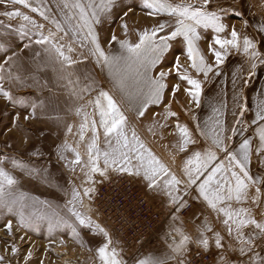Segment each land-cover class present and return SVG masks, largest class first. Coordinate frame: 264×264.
<instances>
[{
  "label": "snow or ice",
  "instance_id": "snow-or-ice-1",
  "mask_svg": "<svg viewBox=\"0 0 264 264\" xmlns=\"http://www.w3.org/2000/svg\"><path fill=\"white\" fill-rule=\"evenodd\" d=\"M142 2L143 7L148 10L146 12L148 16L166 14L169 17H175L174 29L170 30L167 35L157 37V33L163 32L167 26L166 23L161 22L151 31L142 32L138 37V42L134 44L125 40H117L116 36H112L108 43L119 44L117 51H105L95 27L101 23L105 14L111 12L115 6V0H99V2L97 0H60L57 7L61 12L67 10L64 15V24L67 27H64L60 21L51 20L56 32L49 31L47 35L43 34V24H37L31 16L18 9L6 11L0 15H4L9 20L19 18L24 23L19 28H13L11 24L0 25V27L6 29L4 34L15 33L19 40H29L30 43L23 44L25 49L30 48L32 43L39 45L43 52H37L36 56L43 55L47 62L59 66L58 79L66 80L68 85H72L71 94L78 99L95 89V81L89 76L81 79L82 74L76 73L75 68L83 60H73L71 56L66 55L65 45L59 41L68 37L72 43L78 42L80 49L87 47L100 68L110 73L114 87L122 99L141 117L145 115V110L150 105L159 104L164 95L166 88L164 81L168 73L160 71L153 76L152 69L168 51L170 42L178 37H182L186 45L187 59L191 62V68L197 74L203 73L205 78L212 72H215L217 77L223 74L220 71V65L224 63L226 54L233 49L237 53L242 50L250 65L248 78L242 81V88H247L252 77L256 75L257 69L264 66V51L258 50L253 39L248 36H244L241 40L235 28L231 31L230 39H222L219 35H215L212 43L208 44V50L215 58V67L205 61L196 47V41L201 39L198 29H212L216 34L224 32L221 17L216 12L208 10L209 0H203L201 6H194L191 3H172L171 0H142ZM0 3L19 4L45 20L49 19L47 15L49 9L42 4L33 6L31 0H0ZM236 14L239 15V13ZM122 27L127 28L126 25ZM260 31L264 32V27H261ZM57 33H63V35L58 36ZM34 35H38L39 38L34 39ZM215 46H218L219 50H216ZM67 52H73L71 45L67 46ZM17 59L18 54L11 46L0 43V60L3 61L0 63V96L13 107L23 110L30 108L31 112L24 116V119L28 120L35 118L37 109L43 110L45 105L43 101L14 96L11 91L3 88L5 79L10 83L15 82L18 87L24 86L25 82L12 73ZM173 67L179 70V57H176ZM179 79L186 81L189 85L184 89L190 98L189 103L194 104L196 108H202L203 89L200 80L187 75H181ZM81 83L84 84L83 88H79ZM233 83L235 84V79ZM77 88L79 91H76ZM179 88V84L173 85L172 93L175 94ZM242 88H236L233 93L232 103L235 109L232 112V118L234 123L222 122L221 117L228 109V102L223 97H218L216 104L212 106V127L209 128L207 121L203 122V126L198 122L194 130L198 133L196 138L193 137V131H190L187 125L176 124L179 132V151L191 152L180 170L179 177L176 172H173L151 153L134 130L129 136L127 117L118 102L107 91H99L93 101L99 113V124L97 125L95 120L89 124L85 118L80 125L81 141L85 139L86 128L90 129L92 136V142L87 146V161H82L81 154L67 144L64 147L66 150L74 151L75 159L71 161V164L79 165L82 171L86 170L85 175L88 177L89 184L96 183L92 179L94 174L109 179L110 171L121 178L125 174L139 178L149 191L158 193L167 199L172 208L170 215L173 221L177 219L176 213L186 206V198L189 196L188 189L196 186L194 190L198 193V198L202 199L213 211L223 215V225L227 230V235L238 245L237 247L229 245V250L237 253L236 260L233 261L229 256L222 255L220 264H264V221H257L245 207H233V203L240 205L249 200L253 204L264 203V172L253 173L250 168L254 154L257 158L264 157V91H261L260 99L255 104L250 122L245 124L244 118L250 109L245 102ZM76 111L79 113L80 109ZM170 115L175 116L176 114L170 113ZM18 120L19 113L16 116V121ZM98 127L103 129L107 142V149L104 151H101L96 143ZM250 130L253 135L246 136L245 133ZM68 131H72L70 125ZM237 135L241 139L238 143H234V137ZM199 136L209 137L211 143L208 148L192 151L189 145L196 147ZM218 153L222 154V158L217 155ZM60 158L64 159L63 155ZM101 159H103V167L100 166ZM11 163L14 167L27 171L29 174L40 175V172L34 168H24L23 163L16 159H13ZM4 164L5 161L0 160V209L14 213L21 228L38 227L40 221L47 220L50 233L55 229H68L74 236H79L77 228L92 229L94 233L102 234L106 240L96 250L100 264H125L115 247H111L112 241L108 232L95 225L90 217L77 210V205L79 207L85 205L81 193L75 187L72 189L71 198L64 206L66 215L55 210L51 211L50 215L42 214L37 205L49 210L53 209V205L47 201L32 200L27 196L17 195L16 180L5 170ZM181 188L184 189L183 193ZM250 189H254V192H250ZM93 192L95 188L88 187L84 189L82 195L91 198ZM65 195L68 193L65 192ZM5 228L10 233L12 222L9 221ZM207 232H212V228L205 223L195 241L197 246L205 251L210 247ZM173 233H176L180 239L178 243L173 239L169 245L168 254L148 255L137 260L136 264H169L172 259H176L177 264H188L186 259L180 257L187 252L192 240L179 228L173 229L168 235L171 236ZM212 239L217 249H223V237L220 233H214ZM12 252L15 253L16 248H12Z\"/></svg>",
  "mask_w": 264,
  "mask_h": 264
},
{
  "label": "rangeland",
  "instance_id": "rangeland-1",
  "mask_svg": "<svg viewBox=\"0 0 264 264\" xmlns=\"http://www.w3.org/2000/svg\"><path fill=\"white\" fill-rule=\"evenodd\" d=\"M171 2L191 3L194 6L203 4V0H171ZM31 3L33 6L42 4L49 9L47 12L49 19L45 20L22 5L13 3L7 5L0 3V14L18 9L31 16L37 24H43L44 35H47L49 31L56 32L51 20L60 21L64 27H67L64 24V15L67 10L61 12L57 7L60 0H31ZM208 10L216 12L221 17L224 32L216 34L212 29H198L201 39L196 41V47L207 63L215 67V58L208 50V44L212 43L213 36L219 35L222 39H230L233 28L241 40L244 36H248L253 39L258 50L264 51V32L260 31L261 27H264V0H209ZM147 11L143 7L142 0H115V6L111 12L105 14L101 23L95 26L105 51L119 49V44L108 43L112 36H116L117 40L134 44L138 42L142 32L151 31L161 22L166 23L167 26L163 32L157 33V37L167 35L174 29L175 17H169L166 14L148 16ZM22 23L24 22L19 18L9 20L4 15H0V25L11 24L13 28H19ZM122 25H126L127 28L125 29ZM5 32L6 29L0 27V43L11 46L18 54L12 73L18 75L25 83L24 86L18 87L15 82L10 83L5 79L3 88L11 91L14 96L43 101L45 105L43 110L37 109L35 118L25 120L24 116L31 112L30 108L23 110L13 107L0 96V160L5 161V170L16 180V194L27 196L32 200L47 201L53 205L52 210L37 205L42 214L50 215L51 211L55 210L66 215L64 206L71 198L72 189L75 187L81 193L85 205L84 207L77 205V210L108 232L112 241L111 247H115L120 254L121 250H124L123 246L92 217L90 202L95 192L91 193V198L82 195L84 189L88 187H94L96 191L105 179L94 174L92 179L96 183L89 184L88 177L85 175L86 170L82 171L79 165L71 164V161L75 159L74 151L66 150L64 147L67 144L81 154L82 161H87V146L92 142V136L90 129L86 128L85 139L81 141L80 125L85 118L89 124L93 120L97 122V125L99 124V113L93 104L97 94L103 90L114 97L127 117L129 136L134 130L146 147L158 151L159 160L162 163L168 165L172 161H178L177 155H180L181 162L185 160V157L178 151L179 132L176 124L187 125L190 131H193V137L196 138L198 133L194 130L198 122L202 126L206 119H208V125L213 123L211 122L212 106L216 104L218 97L227 100L228 109L224 114L227 118L233 119L232 112L235 109L232 103L233 93L236 88H242V81L248 78L250 65L247 58L242 50L240 53L234 49L230 50L225 56L224 63L220 65V71L223 74L217 77L215 72H212L205 78L203 73L197 74L191 68V62L187 59L186 45L183 43V38L178 37L170 42L168 51L152 69L153 76L160 71L168 73L164 81L166 84L164 95L159 104L150 105L145 110V115L141 117L122 99L114 87L110 73L100 68L87 47L80 49L78 42L72 43L68 37L59 41L65 45L66 55L71 56L73 60H83L75 68L76 73L82 74L81 79L89 76L95 81V89L78 99L71 94L73 86L68 85L66 80L58 79L59 66L47 62L43 55L36 56L37 52H43L39 45L32 43L30 48L25 49L23 44L30 43L29 40L21 41L15 33L4 34ZM57 35L61 36L63 33H57ZM35 38H39L38 35H34ZM69 45L73 48L71 53L67 52ZM215 49L219 50V47L215 46ZM176 57H179L180 61L179 70L173 67ZM0 63L3 61L0 60ZM181 75L200 80L203 89L202 108H196L194 104L189 103L190 98L184 92L189 85L186 81L179 79ZM175 84H179L180 88L173 94L171 88ZM83 87L84 84L81 83L79 88ZM79 88L76 91H79ZM261 91H264V66L257 69L256 75L252 77L247 88H242L245 102L250 109L244 118L245 124L250 122L254 114L253 109L260 99ZM76 109H80V112L77 113ZM17 113H19L18 121H16ZM170 113L176 115L172 116ZM69 125L72 128L71 132L68 131ZM252 128L254 129L255 126L253 125ZM245 135L252 136L253 132L250 130ZM240 139L241 137L237 135L233 141L238 143ZM96 143L101 151L107 149L103 129L99 127ZM210 143L209 137L199 136L197 144ZM165 146H171L173 149L169 150ZM189 147L193 151L194 147L191 145ZM61 155L64 159L60 158ZM189 155L191 152L187 156ZM13 159L23 163L26 169H36L40 175H32L14 167L11 163ZM263 161L264 158L262 161L259 159L260 164H263ZM100 166L103 167V159L100 160ZM113 175L116 173L110 171L109 176ZM129 178L136 182L134 177ZM65 192L68 195H65ZM9 221L12 222L10 233L5 228ZM77 231L79 236H74L68 229H55L50 233L47 220L40 221L38 227L23 229L19 226L14 213L0 209V264H39L42 259H45L44 264H100L96 250L106 242L105 237L88 228H77ZM12 248H16L15 253L12 252Z\"/></svg>",
  "mask_w": 264,
  "mask_h": 264
},
{
  "label": "crops",
  "instance_id": "crops-1",
  "mask_svg": "<svg viewBox=\"0 0 264 264\" xmlns=\"http://www.w3.org/2000/svg\"><path fill=\"white\" fill-rule=\"evenodd\" d=\"M208 118V117H207ZM204 120V119H203ZM208 119H206L207 121ZM222 122H227L228 124L233 123V119H229L226 117V114H223L221 117ZM211 122H213V119H211ZM213 123L209 124V128L212 127ZM230 134V133H229ZM234 142V141H233ZM210 144H197L196 147L193 148V151L201 150V148H208ZM167 149L172 150L173 147L165 146ZM150 149L151 153L158 159H160V156L158 155V151H154L150 147H147ZM179 151V150H178ZM177 151V153H178ZM179 153L184 154L185 160L187 159L188 153L180 152ZM186 154V155H185ZM218 156L222 158V154L218 153ZM187 156V157H186ZM183 157V158H184ZM264 157H259L254 154L252 156L251 160V171L253 173H261L264 172V161L263 164H260L259 159L262 161ZM176 159L178 161H172L167 165L173 172H176L178 177L180 176V170L183 168L185 160H181L180 162V155L176 156ZM136 182L140 189L146 194V196L158 207L162 208L166 214H168V218L166 220L168 228L165 230L164 228H161L157 232V236L150 240L149 244L144 247L143 249L139 251H132V250H126L124 247V250L122 249L119 257L125 262V264H136V261L139 259L144 258L148 255L153 256H163L170 252L169 245L173 242V239L176 240V242H179L180 237L173 233L171 236L168 235L170 232H172L173 229L179 228L181 232L189 236L192 240V243L188 245V250L186 253H184L180 258L186 259L190 255V253L194 250H199L204 253H208L212 256V261L210 264H220V257L222 255L229 256L233 261L237 258V253H233L229 250V245L233 247H237L236 241L233 240L231 237L227 235V230L225 226L223 225V215L218 214L217 212L213 211L211 208L208 207L206 203L202 201V199L198 198V193L194 190L196 186H192V188L188 189L189 196L186 198V205L191 204L192 208L187 212L185 217L183 219L179 218L176 213L177 219L173 221L172 216L170 213L172 212V208L167 202V199L163 197L162 195H159L158 193L149 191L146 187L144 182H142L139 178H136ZM184 189L181 188V192L183 193ZM250 192H254V189H250ZM233 207H245L249 209L251 212V215L257 220V221H264V203L261 204H253L249 200L247 203H243L240 205H236L233 203ZM207 223L212 228V232H207L206 235L210 238V247L207 251H205L202 247H198L195 241L200 235V230H202V226ZM248 231L247 229L245 230ZM220 233L223 244V249H217L215 247L214 240L212 239L214 233ZM45 243V242H43ZM257 251H259V248H257ZM45 259H42L39 261V264H44ZM169 264H177L176 259L170 260Z\"/></svg>",
  "mask_w": 264,
  "mask_h": 264
},
{
  "label": "built area",
  "instance_id": "built-area-1",
  "mask_svg": "<svg viewBox=\"0 0 264 264\" xmlns=\"http://www.w3.org/2000/svg\"><path fill=\"white\" fill-rule=\"evenodd\" d=\"M192 208L189 203L177 216L181 219ZM92 217L126 249L139 251L157 236L159 229L167 230L168 214L154 204L127 176H110L95 191L90 202ZM188 264H210L212 256L194 250Z\"/></svg>",
  "mask_w": 264,
  "mask_h": 264
}]
</instances>
